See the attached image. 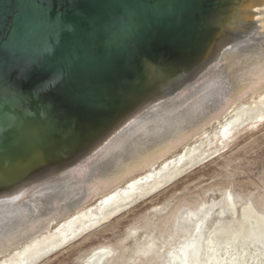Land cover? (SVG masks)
I'll list each match as a JSON object with an SVG mask.
<instances>
[{
    "label": "water",
    "instance_id": "1",
    "mask_svg": "<svg viewBox=\"0 0 264 264\" xmlns=\"http://www.w3.org/2000/svg\"><path fill=\"white\" fill-rule=\"evenodd\" d=\"M264 96V0H0V255Z\"/></svg>",
    "mask_w": 264,
    "mask_h": 264
},
{
    "label": "rangeland",
    "instance_id": "2",
    "mask_svg": "<svg viewBox=\"0 0 264 264\" xmlns=\"http://www.w3.org/2000/svg\"><path fill=\"white\" fill-rule=\"evenodd\" d=\"M258 101L251 103L255 107L250 104L236 113H242L237 126L226 136H221L222 126L230 122L231 128L236 114L188 144L192 149L198 146L195 155L203 156L188 163L184 171L163 179L156 189L108 219L81 228L34 255L27 264H197L205 238L213 236L219 227L234 228L237 221H245L244 207L250 205L264 218V107L256 104ZM250 108L254 110H247ZM185 147L139 177L172 166L170 161L183 156ZM100 200L86 207H95ZM56 228L54 225L49 231ZM247 247L240 264H264V255L254 254L259 248ZM19 249L3 253L0 261ZM228 249H218L213 264L235 263L242 250Z\"/></svg>",
    "mask_w": 264,
    "mask_h": 264
},
{
    "label": "bare ground",
    "instance_id": "3",
    "mask_svg": "<svg viewBox=\"0 0 264 264\" xmlns=\"http://www.w3.org/2000/svg\"><path fill=\"white\" fill-rule=\"evenodd\" d=\"M258 100L259 101L256 102V104L259 103L260 106L263 105L261 107H264V96H262ZM259 105H257V106H259ZM251 106H252V104H251ZM253 106L255 107V105H253ZM251 109H253V108H250L247 110L251 111ZM247 110H243V111L246 112ZM259 113H262V111H260ZM259 113H257V114H259ZM263 113H264V111H263ZM241 114L239 113V115L238 114L235 115V119L233 118L234 120L232 121L231 128H228L230 126V122H228V123H226V125L222 126V128L224 129L223 132L221 131L222 137L226 136L228 133L231 132V130L235 126H237V122L239 121V118H237V117L240 116ZM257 114H255V115H257ZM248 116H251V115H248ZM262 116H263V114H262ZM242 117H243V115H242ZM246 117H247V115H246ZM239 125H241V124H239ZM216 135H218V134H216ZM196 147H198V146H196ZM196 147H194L192 149L188 145L187 147H185V148H187V151L183 156H181L177 160H174V161L171 160L170 161V165H172V166L167 165L164 169L159 170V171H156L154 169L153 172H150L149 174L145 175L144 177H139V178L137 177L136 179L127 183L126 187H123L122 189H116L115 191H113V192L107 194L106 196L102 197L99 205H97L95 207H89V208L84 207L83 209L77 211L76 213H74V214L70 215L69 217L60 221L61 223L58 222V223L54 224L57 226L55 231L54 230H53V232L49 231L50 230L49 229L50 227H49L46 229L47 232L45 234H42L43 233V231H42L39 233V235H35V236L31 237L30 239L24 241L23 243L17 245L16 247H20V249L16 250V252H14L10 256L1 260L0 264H27L28 261H30L34 255H36L40 252H43L46 249H48L49 247H52L53 245L64 241L68 237V235H71V234L75 233L76 231H79L81 228L91 227V226H94L101 221L108 219L114 213H116V212L120 211L122 208H125L126 206H128L129 203L134 202L139 197L144 196L146 194V192H149V191L153 190L154 188L156 189L158 187V185L162 183L163 179L171 177L174 173H177V172H178L177 174L181 173L182 171H184L186 169V166L188 165V163H190L192 160L200 158V156H203L201 154L195 155V152L198 149ZM182 159H185V160L183 162H181ZM164 165H166V163H164ZM232 211L233 212L235 211L234 208H232ZM242 214H243L245 221L244 220L241 222L237 221V225H235L234 228L219 227L217 229V232H215L213 235L215 237L208 235V237L205 238V249L201 253V256L199 257L197 264H213L212 258L215 257L216 251L222 247H224L226 249H228V248L230 249L232 247L234 249L238 248V249L242 250V251L240 250L241 252L239 255L237 254L238 257L235 259V263H233V264H240L241 263L240 260H242V258H246V257H244V251H245L246 247L247 246L249 247L250 245H253L256 248H259L258 253L257 254L254 253L255 256H259L258 255L259 253H260V255H261V253L264 255V218L260 215H257L250 205H248L242 209ZM54 225L51 227H54ZM197 225H198V223H197ZM150 244L152 245V243H149V245ZM222 244H224V245H222ZM149 245H148V249L151 246V245L150 246ZM16 247H14V248H16ZM247 250H249V249H247ZM147 251L148 250H143V253H145ZM184 251L185 250H182L183 256H185ZM230 251H233V250H230ZM250 257H252V256H250ZM252 258H254V256ZM257 258H259V257H257ZM230 261H231V259H230ZM243 261L245 262V260H243ZM253 262H254V260H253Z\"/></svg>",
    "mask_w": 264,
    "mask_h": 264
}]
</instances>
